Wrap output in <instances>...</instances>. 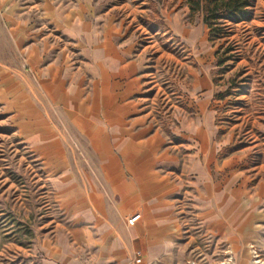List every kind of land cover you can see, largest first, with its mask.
<instances>
[{"label": "crops", "instance_id": "1", "mask_svg": "<svg viewBox=\"0 0 264 264\" xmlns=\"http://www.w3.org/2000/svg\"><path fill=\"white\" fill-rule=\"evenodd\" d=\"M135 6L0 0V27L20 58L0 62V103L44 160L68 220L41 246L44 264H180L203 229L233 253L264 246L260 145L220 127L221 67L192 70L189 110L175 106L177 128L164 123L149 46L139 49L131 29ZM172 20L199 44L198 32Z\"/></svg>", "mask_w": 264, "mask_h": 264}, {"label": "rangeland", "instance_id": "2", "mask_svg": "<svg viewBox=\"0 0 264 264\" xmlns=\"http://www.w3.org/2000/svg\"><path fill=\"white\" fill-rule=\"evenodd\" d=\"M99 1L102 6L124 2L136 5L137 20L131 29L138 35L139 49L149 46L150 71L154 72V82L160 84L157 108L170 127L179 126L172 118L175 106L188 108L190 72L215 68L216 52L218 58L230 59L218 70V121L220 127L234 128L242 143L259 142V154L254 157L257 164H263L264 181V0H251L252 20L229 24L230 36L214 44L209 41L203 14H190L186 0ZM177 16L187 29L200 34L197 46L174 31L172 19ZM0 54L5 55L0 62L19 66L20 58L1 27ZM252 129L250 139L245 133ZM48 172L44 160L20 139L0 103V264H44L41 246L65 232L68 220L55 202ZM198 236L196 244L183 250L180 264H264L263 245L250 243L233 253L205 229Z\"/></svg>", "mask_w": 264, "mask_h": 264}, {"label": "trees", "instance_id": "3", "mask_svg": "<svg viewBox=\"0 0 264 264\" xmlns=\"http://www.w3.org/2000/svg\"><path fill=\"white\" fill-rule=\"evenodd\" d=\"M192 15L203 14L210 29V41L229 37L230 25H240L252 20L251 0H186ZM228 50L225 54H228ZM219 56V54H218ZM230 59L218 58V66L225 67Z\"/></svg>", "mask_w": 264, "mask_h": 264}, {"label": "built area", "instance_id": "4", "mask_svg": "<svg viewBox=\"0 0 264 264\" xmlns=\"http://www.w3.org/2000/svg\"><path fill=\"white\" fill-rule=\"evenodd\" d=\"M140 218H141V216L140 215H137V216L133 217L132 219H130L128 221V224L130 226H134L140 220ZM139 262H140V260H139Z\"/></svg>", "mask_w": 264, "mask_h": 264}]
</instances>
